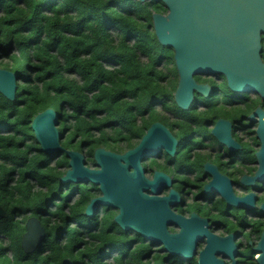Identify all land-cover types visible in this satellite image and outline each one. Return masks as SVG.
I'll list each match as a JSON object with an SVG mask.
<instances>
[{"label":"trees","instance_id":"16d2710c","mask_svg":"<svg viewBox=\"0 0 264 264\" xmlns=\"http://www.w3.org/2000/svg\"><path fill=\"white\" fill-rule=\"evenodd\" d=\"M154 13L167 9L125 0H0V68L17 75L15 100L0 93V206L6 212L0 217V264H10L11 246L23 254L31 217L46 232L34 264H107V247L126 253L140 239L121 230L114 222L118 211L108 205L86 214L98 187L61 182L69 159L63 151H41L31 128L40 112L55 109L63 148L85 149L92 158L101 147L120 153L134 148L160 122L179 140L177 169L213 160L200 152L201 145L217 143L210 130L218 120L246 130V116L259 99L233 92L224 76L197 77L212 87L211 95H195L189 110L176 105L174 51L158 41ZM234 137L242 143V136ZM244 143L258 141L254 135ZM126 254L133 256L127 264H149L142 261L148 256L144 243ZM113 264H123V257Z\"/></svg>","mask_w":264,"mask_h":264},{"label":"water","instance_id":"95a60500","mask_svg":"<svg viewBox=\"0 0 264 264\" xmlns=\"http://www.w3.org/2000/svg\"><path fill=\"white\" fill-rule=\"evenodd\" d=\"M162 3L167 13L152 14L153 29L161 45L172 48L178 73L174 94L176 105L189 110L195 94L207 97L212 92L209 84L199 83L196 77L224 76L228 87L236 93L254 92L264 101V0H125ZM17 92V75L0 68V93L14 101ZM257 117V119H256ZM258 123L255 131L259 150L256 153L258 168L250 182L264 179V110L258 107L249 117ZM57 111L48 108L37 114L31 123L34 137L41 151L47 154L65 152L69 169L61 177L62 183H90L98 187L101 196L91 199L86 214L110 206L118 211L114 222L122 230H131L146 240L163 245L171 256L191 257L199 241L207 237V245L200 252L199 264H221L215 253L221 240L210 234L207 220L192 213L189 217L177 214L173 207L181 202V195L170 189L172 181L162 172H155L152 179L145 175L142 162L164 151L173 157L178 139L168 127L153 123L140 142L124 153L97 148L93 153L96 168L86 166L85 155L75 150H65L61 145ZM212 135L230 152L241 149L233 137L232 123L220 119ZM205 168L212 174V181L205 186L207 192L215 191L233 206L253 203L252 194L235 196L231 182L213 167ZM244 182V181H242ZM246 183V182H245ZM6 212L0 206V217ZM179 231L172 233L169 225ZM21 247L26 254L34 253L44 240L41 222L31 217L26 222ZM232 236L226 240H230ZM231 252L234 248L229 245ZM264 264L263 256L258 259ZM63 264H71L67 259Z\"/></svg>","mask_w":264,"mask_h":264},{"label":"flooded vegetation","instance_id":"af4514ba","mask_svg":"<svg viewBox=\"0 0 264 264\" xmlns=\"http://www.w3.org/2000/svg\"><path fill=\"white\" fill-rule=\"evenodd\" d=\"M262 54L264 55V52ZM201 77L204 79L219 78V76L216 78L215 76ZM246 93L247 98L255 100L259 99V105L249 115L246 116V121L248 122L246 130L244 129V131H241L240 128H235L236 123L234 124L231 120H229L232 123L233 137L235 134H238L243 138L242 143L237 141L241 145V149L238 151L230 152L226 146L220 144L217 141V139L211 133L215 126L214 125L210 130V134L217 143L212 142V144L201 145L200 152L201 154L211 155L213 159L212 161H207L202 166L195 165L177 169L176 162L174 160L175 156L164 158L162 154L166 155V153L162 151L156 155L157 158L155 159L154 163L153 159L151 158L145 159L142 162V166L146 170L145 175L147 178L152 179L155 172H162L171 178V188L164 190L161 195H167L172 188L180 193L181 202L173 207V211L185 217H189L192 213H196L199 217L207 220V227L210 234L221 240V245H219L218 248L219 251L215 253L216 259L219 260L221 264H259L258 259L261 256H263L264 259V179L262 181L253 180V182H250V178L254 177L258 168L256 162V153L259 150L260 145L259 143H249L248 145H245L244 143V141L249 140V138L253 137L254 135L257 139L255 131L257 129L258 123L250 121L248 117L258 107L264 110V101L258 94L254 92ZM204 139L206 142L210 141L207 136ZM244 146H249V150L243 152L242 150L244 149ZM206 164L212 166L214 171L219 172L222 176L230 180L232 190L236 197L242 198L252 194L254 196L253 203L248 204L247 206L228 205L218 192H207L205 190V186L212 181V174L206 170ZM159 166H162L163 169L160 170ZM178 178H186V180L179 181ZM176 185L178 186V189H176ZM98 192L100 193L99 189ZM208 196L211 197L209 198ZM101 208L96 211L101 210ZM168 230L172 233H176L179 231V228L171 224L168 226ZM122 231L128 234L130 237H134L137 234L131 230ZM137 235L140 237V239H138L136 243L130 244L129 247L125 249V251L127 250L126 253H129L134 247L138 246V244L144 243L148 246V256H143L142 261L149 264H199L198 261L200 252L204 250L207 245V237H205L199 241L195 254L191 257L185 258L171 256L169 253L164 251L163 245L146 240L139 234ZM230 236H232L231 239L226 240ZM45 241L46 232L44 235V240L41 242V244ZM40 245L34 253L42 251L43 247ZM229 245L235 249L234 252L230 251ZM126 253L114 251L107 247L106 254H110V257L107 260L104 257L103 262H106L107 264H113L115 258L122 256L123 264H127L129 260L133 259V256H130ZM33 256L35 257H31L30 255L17 257L10 255L9 261L10 264H34V259H37L38 256L36 254ZM42 256L46 257L47 255L43 253ZM157 256L164 257H162V262H156L154 260ZM49 260L53 261V257L49 256ZM63 261L64 260L61 261V264H63ZM71 264L73 263L71 262Z\"/></svg>","mask_w":264,"mask_h":264},{"label":"rangeland","instance_id":"374dc122","mask_svg":"<svg viewBox=\"0 0 264 264\" xmlns=\"http://www.w3.org/2000/svg\"><path fill=\"white\" fill-rule=\"evenodd\" d=\"M216 78V77H215ZM219 79V78H218ZM221 80V79H220ZM219 80V81H220ZM209 100V99H208ZM68 150H70V149H68ZM71 150H75V151H78V152H81V153H83L84 155H85V159H86V166L87 167H90V168H96V166H95V164H94V161H93V158L90 156V155H88L87 153H86V151H85V149H83V150H76V149H71ZM53 163V162H52ZM149 177V176H148ZM99 196H101V194L99 193L98 195H97V197H99ZM209 198L211 197V196H208ZM7 241V240H6ZM9 242L7 241V244H8ZM130 245V244H129ZM11 246V245H10ZM18 246V245H17ZM17 251V253H18V255L19 256H23V255H25V256H29V255H35V254H37V253H39V251L37 252V253H30V254H26L24 251H23V254H21V251H20V249H19V247L18 248H16V247H12L11 246V248H10V255H14V253Z\"/></svg>","mask_w":264,"mask_h":264}]
</instances>
